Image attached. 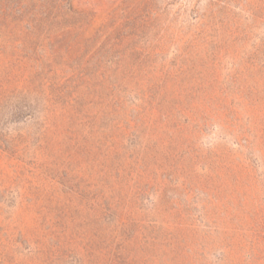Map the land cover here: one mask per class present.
<instances>
[{
  "label": "rangeland",
  "instance_id": "rangeland-1",
  "mask_svg": "<svg viewBox=\"0 0 264 264\" xmlns=\"http://www.w3.org/2000/svg\"><path fill=\"white\" fill-rule=\"evenodd\" d=\"M0 264H264V0H0Z\"/></svg>",
  "mask_w": 264,
  "mask_h": 264
}]
</instances>
